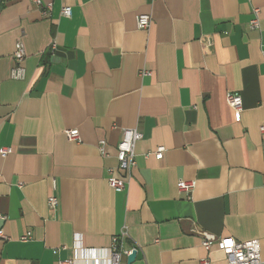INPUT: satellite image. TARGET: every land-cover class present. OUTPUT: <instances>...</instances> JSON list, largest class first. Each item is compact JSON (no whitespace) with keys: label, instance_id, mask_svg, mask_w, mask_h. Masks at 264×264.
Here are the masks:
<instances>
[{"label":"crops","instance_id":"0c3cea01","mask_svg":"<svg viewBox=\"0 0 264 264\" xmlns=\"http://www.w3.org/2000/svg\"><path fill=\"white\" fill-rule=\"evenodd\" d=\"M42 4L0 0V149L12 150L0 155V264H58L75 256L76 236L107 250L124 230L132 264H228L202 232L258 240L264 262V0ZM19 41L24 80L11 78ZM228 93L242 96L239 120ZM135 128L136 167L113 189L117 145ZM181 180L196 182L192 200Z\"/></svg>","mask_w":264,"mask_h":264},{"label":"built area","instance_id":"2783aa9c","mask_svg":"<svg viewBox=\"0 0 264 264\" xmlns=\"http://www.w3.org/2000/svg\"><path fill=\"white\" fill-rule=\"evenodd\" d=\"M35 4L42 7V0H33ZM52 4H49L44 9V15L48 16L52 10ZM260 9H253V17L250 22V28L253 30H260ZM62 16L70 18L72 16V8L69 6L63 7ZM137 27L140 30L147 31L151 28L152 18L150 15H139L136 19ZM264 57V45L262 47ZM52 50H56V44L52 45ZM15 66L11 72V78L14 80H24L27 71L24 67V62L27 58V51L24 43L19 41L14 52ZM148 74L149 72H145ZM227 103L234 110L237 120L241 118L243 111V99L239 94L228 93ZM261 132L264 134V126L261 127ZM67 138L72 142H80V132L78 129H71L66 132ZM143 135L138 129H127L124 131L123 138L117 145L116 158L119 165L116 170H110L108 178L109 186L113 189H125L132 170L136 167V146L141 141ZM99 150L103 156L107 155V142L100 141ZM166 149L160 147L155 153L157 160H162ZM12 153L11 149H0V155L5 157ZM120 173L117 176L115 172ZM178 189L181 193L186 195L187 200H192L193 193L196 189L195 181L181 180L178 183ZM49 206L51 209H57L59 201L57 197L49 198ZM0 219H6L0 215ZM202 246L206 251L212 250L214 247L220 249L227 257L228 264H264L261 255V245L258 240H250L246 242H238L233 238L219 239L215 235L208 232H202ZM5 238V237H4ZM128 238L126 230L119 235L112 238L110 248L107 250L87 249L82 247L81 237L76 236L75 240V256L71 259L61 260L58 264H122L123 257L130 256L134 251L128 250L125 246ZM31 239L30 233L24 235L21 241H28ZM201 264H210L205 260Z\"/></svg>","mask_w":264,"mask_h":264},{"label":"water","instance_id":"95a60500","mask_svg":"<svg viewBox=\"0 0 264 264\" xmlns=\"http://www.w3.org/2000/svg\"><path fill=\"white\" fill-rule=\"evenodd\" d=\"M137 258V251L135 250L129 257H128V264H132Z\"/></svg>","mask_w":264,"mask_h":264}]
</instances>
